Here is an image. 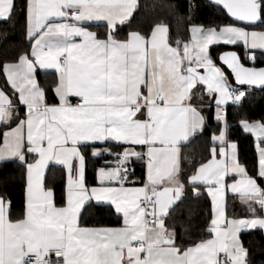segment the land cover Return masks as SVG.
<instances>
[{
  "label": "snow or ice",
  "instance_id": "6c2138e0",
  "mask_svg": "<svg viewBox=\"0 0 264 264\" xmlns=\"http://www.w3.org/2000/svg\"><path fill=\"white\" fill-rule=\"evenodd\" d=\"M210 2L231 22L192 23L190 39L173 47L163 20L149 33L121 35L138 0H0V22L15 28L23 21L29 44L14 59L10 48L2 50L0 64L7 85L0 87V165L18 164L23 179L19 205L0 192V264H253L240 233H264V186L257 183L264 178V119L238 121L255 137L248 167L238 141L229 139L227 106H241L253 86L264 88L254 54L264 52V0ZM187 3L191 21L198 5ZM221 44L244 48L243 58L218 54L229 72L209 50ZM37 69L57 73L55 101L46 98ZM205 94L222 127L210 138L211 159L188 172L182 161L193 158L182 148L207 126ZM104 156L112 159L97 167L95 158ZM134 162L145 169L142 179ZM50 165L62 169L59 192ZM14 180L0 171V185ZM188 189L193 198L204 190L211 197L212 218L197 238L187 228L179 233L183 222L174 218ZM228 192L239 194L248 215L227 217ZM96 207L109 208L117 225L89 223Z\"/></svg>",
  "mask_w": 264,
  "mask_h": 264
},
{
  "label": "trees",
  "instance_id": "16d2710c",
  "mask_svg": "<svg viewBox=\"0 0 264 264\" xmlns=\"http://www.w3.org/2000/svg\"><path fill=\"white\" fill-rule=\"evenodd\" d=\"M141 7L134 13V19L132 20L131 28L125 26L124 31L121 33L126 34L130 30H140L142 33H149L155 22L160 20L165 21L169 26V37L172 43H175L177 39L183 41L189 40L191 33L190 27L192 23L202 24L205 27H212L217 24L230 23L231 17L228 16L220 6L211 3L209 0H195L198 5L194 13H192V20L189 21L188 16V3L187 0H138ZM167 4H179L180 7L176 10H171L166 7H162ZM23 21L17 24L15 28L10 25H5L0 22V64L4 61L2 50L11 49L8 53L9 59H14L16 54L21 48H28V44H25L23 39ZM5 32L8 33L5 36ZM237 51L239 55L244 57V48L242 45L226 46V45H214L211 47L210 53L216 62L220 63L218 54L224 51ZM246 65H252L251 61H244ZM224 66V65H223ZM256 67H264V53H256ZM226 72H229L224 66ZM230 79L234 83V79L230 76ZM0 81L2 79V71H0ZM228 121L232 124L229 131V136L233 140H236L240 144L241 157L243 161L250 165L255 163V153L253 148V139L250 135L245 134L238 121L243 118L250 120H262L264 119V89L256 92H251L246 98L242 105L228 106ZM15 124V123H13ZM218 130V124L213 119L212 115L208 118L207 126L205 130L198 134L191 143L187 144L182 149V154L185 156H191L193 163L188 164L186 160L182 161V167L188 172H191L193 168L199 166V163L208 159L210 155V138L213 131ZM3 126L0 128V144L2 142ZM107 146V145H104ZM90 152V150H89ZM111 157L104 156L95 158L96 166H100L104 160H111ZM53 171L57 173L56 183L53 185L55 190L59 192L64 185V177L61 175L62 169L59 166L51 167ZM135 172L143 173V167L139 163H135ZM0 171L13 172L15 174V180L11 181L7 187L0 185V192H6L10 195L17 205L22 201L23 198V179L21 177V170L16 163H7L0 165ZM94 177V168L90 165L88 169V178L92 180ZM260 183L264 185V180H260ZM187 199L179 205L177 209V215L174 217L178 222L177 231L182 233L183 228L189 229V234L193 238H197L201 234V230H205L209 224L211 217V201L207 194L203 192L198 199L191 196V189L187 190ZM96 214L89 223H96L97 221L101 224H117V216L113 213L107 215L111 210L107 207H96L92 209ZM262 246H264V237L259 232L253 233ZM252 233H244L243 239L245 242L248 241L249 236Z\"/></svg>",
  "mask_w": 264,
  "mask_h": 264
},
{
  "label": "crops",
  "instance_id": "0c3cea01",
  "mask_svg": "<svg viewBox=\"0 0 264 264\" xmlns=\"http://www.w3.org/2000/svg\"><path fill=\"white\" fill-rule=\"evenodd\" d=\"M22 34H23V39H24L25 44H28V41L25 39V36H24V26H23V32H22ZM170 44L173 47L176 46V44L175 43H172L171 41H170ZM213 46H210V49L209 50H211V47H213ZM28 47H29V44H28ZM242 48H243V46H242ZM258 52L264 53V52H262L260 50H255V52H254L255 56H256V53H258ZM216 63L217 64H220L218 62H216ZM220 65L224 68V66L222 64H220ZM46 71H47V74H45V71L44 70L37 69V79L46 88V98L51 102V101H55L56 100V96H55L54 89L56 87V84L58 83V75H57V73L55 72L54 69H49V70H46ZM2 79H3V81H0V87H7V85H6V78H5L4 74H3V72H2ZM234 83H235V81H234ZM201 91H202V89H201ZM194 92H195V90H194ZM75 102H76V99L73 98V103H75ZM191 103L194 106H200L202 102H201L200 98L197 95L193 94ZM209 103H211L213 106H211V107L207 106ZM203 104H204V106L201 108V110L204 112V114L208 118L210 117V115H212V117L214 119V113H215L214 102L210 101L209 97L206 94L204 95V98H203ZM21 110H23V109H21ZM227 119H228V112H227ZM251 121H255V120H251ZM12 126L15 127V124H13ZM1 127L2 126H0V128ZM221 127H222V125L218 124V130L216 131V134H218L219 129ZM242 131H243V129H242ZM245 134H248V135H250L252 137V139H253V148H254V142H255L254 135L253 134H249V133H245ZM229 139L230 140H233L232 138H230V136H229ZM234 141H236V140H234ZM2 145H3V135H2V142H1L0 146H2ZM186 145H184V147ZM98 146H101V145H98ZM254 153H255V149H254ZM239 154L241 156L240 144H239ZM217 158L219 159V157H217ZM208 159H211V154L209 155ZM207 160H205L203 162H207ZM255 160H256V156H255ZM242 162L246 166L250 167V165L247 164V163H245L243 160H242ZM135 163H137V162H134L132 164L133 169L135 168ZM49 167L51 168L52 165H50ZM142 167H143V165H142ZM144 171H145V169L143 167V173H139V172L137 173V172H135L136 173V178H141L142 179L143 176H144ZM46 175H47V172H46ZM259 179L260 180H262V179L264 180V178L257 177V183L260 184L261 186H264V185H262L260 183ZM136 186H141V185H136ZM203 192H205L207 194V191L206 190H204ZM207 196H208V194H207ZM208 198L211 201V197L208 196ZM226 215L229 218H231L233 216L239 217L241 215H248V213L246 211V206L242 205L241 202H240L239 194H233L231 192H228L226 194ZM211 218H212V207H211V217H210V220H211ZM209 223H210V221H209ZM106 225L116 226L117 224H106ZM254 232H259L264 237V233H262L260 230H246V231H242L240 233V239L243 242L244 246L249 249L250 256H251V259L253 261V264H260L261 261H264V246H262L260 244L259 239H257L256 236L253 234ZM244 233H252L253 234V235L249 236L247 242H245L244 239H243V234ZM221 255H223V254H221Z\"/></svg>",
  "mask_w": 264,
  "mask_h": 264
},
{
  "label": "built area",
  "instance_id": "2783aa9c",
  "mask_svg": "<svg viewBox=\"0 0 264 264\" xmlns=\"http://www.w3.org/2000/svg\"><path fill=\"white\" fill-rule=\"evenodd\" d=\"M256 91H259V89H256L255 87H252L251 92H256ZM228 106H236V105H234L231 102H229Z\"/></svg>",
  "mask_w": 264,
  "mask_h": 264
},
{
  "label": "water",
  "instance_id": "95a60500",
  "mask_svg": "<svg viewBox=\"0 0 264 264\" xmlns=\"http://www.w3.org/2000/svg\"><path fill=\"white\" fill-rule=\"evenodd\" d=\"M210 1V0H209ZM232 51H234V50H232ZM237 52V51H236ZM238 53V52H237ZM239 54V53H238ZM246 66H250V65H246ZM263 67V66H262ZM234 79V78H233ZM253 87H255L256 89H259V90H263L264 88H262V87H259V86H253Z\"/></svg>",
  "mask_w": 264,
  "mask_h": 264
}]
</instances>
